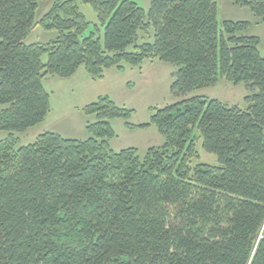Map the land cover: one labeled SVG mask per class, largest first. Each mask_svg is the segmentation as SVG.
I'll return each instance as SVG.
<instances>
[{
  "label": "trees",
  "instance_id": "trees-1",
  "mask_svg": "<svg viewBox=\"0 0 264 264\" xmlns=\"http://www.w3.org/2000/svg\"><path fill=\"white\" fill-rule=\"evenodd\" d=\"M0 0V130L23 132L50 111L48 75L80 66L102 78L122 63L176 67L170 92L146 123L164 138L143 156L110 148V120L133 109L98 96L85 105L89 136L45 131L15 148L0 140V264H264V55L248 20H218L215 0ZM95 10L103 37L86 33L78 2ZM264 22V0H229ZM36 24L57 35L24 42ZM133 47V51H129ZM47 55L44 63L42 57ZM220 78L243 83L246 109L189 92ZM217 165L199 157L194 129Z\"/></svg>",
  "mask_w": 264,
  "mask_h": 264
},
{
  "label": "rangeland",
  "instance_id": "rangeland-1",
  "mask_svg": "<svg viewBox=\"0 0 264 264\" xmlns=\"http://www.w3.org/2000/svg\"><path fill=\"white\" fill-rule=\"evenodd\" d=\"M57 0H42L38 3L36 17L39 20ZM147 12L150 0H134ZM80 11L84 14L89 26L86 33L100 30L98 34L103 37V28L100 26L95 10L88 3L78 2ZM218 20L221 22L229 9L218 2ZM236 15L245 20H252L248 33L256 34L262 40L260 52L264 55V22H258L246 7L237 6ZM242 9V10H241ZM256 21V23H254ZM57 35L55 30H45L41 24H36L24 39V42L46 43ZM133 51V47H129ZM47 61V55L42 57ZM123 70L111 68L105 71L102 78L94 79L80 66L73 78H61L48 75L43 79V85L49 93L50 111L44 122L28 128L23 132L0 130V140L13 135L16 138L15 148L32 143L41 130H54L58 134L68 138H87L85 129L87 115L82 108L93 102L98 96L107 95L117 105L133 109L130 117L125 120L114 118L110 124L115 136L110 139V148L119 151L128 147L138 149L139 155L143 156L150 146L161 145L164 138L157 128L151 124L146 128L131 129L126 126V121L133 124L146 123L152 114V108L163 107L181 100L170 92V86L176 67L170 63L158 59L145 60L140 66H131L122 63ZM250 92L243 83L234 84L220 78L214 85L196 89L189 92L185 97L200 95L206 99H218L228 106L237 105L242 109L248 106L245 97ZM95 121L94 115H89ZM43 133V132H42ZM41 134V133H40ZM195 146L199 157L194 159L193 164L206 163L217 165L218 157L215 153L206 151L202 146V138L197 128L193 131Z\"/></svg>",
  "mask_w": 264,
  "mask_h": 264
},
{
  "label": "crops",
  "instance_id": "crops-1",
  "mask_svg": "<svg viewBox=\"0 0 264 264\" xmlns=\"http://www.w3.org/2000/svg\"><path fill=\"white\" fill-rule=\"evenodd\" d=\"M216 1V3H217V10H218V2L220 3H222V4H224V6H226L228 9H229V11H228V13L227 14H225V16L223 17V19L222 20H226V19H228V20H245V19H242V18H239L237 15H236V12H237V6L236 5H234L233 3H231L229 0H215ZM242 10V9H241ZM254 18V17H253ZM221 20V21H222ZM248 21H250V22H253L252 20H248ZM254 23H256V21L254 22ZM251 34V33H250ZM256 35V34H255ZM111 69V68H110ZM110 69H107V70H110ZM106 70V71H107ZM77 72V71H76ZM76 72L72 75V76H70V77H68V78H73L74 76H75V74H76ZM104 74H105V72H104ZM46 119V118H45ZM87 121H92L91 119H90V116H87V118H86V122ZM44 122V121H43ZM86 126V125H85ZM45 131H52V132H56V131H54V130H48V129H46V130H41V132H39L38 134H40V133H42V132H45ZM57 133V132H56ZM61 135V134H60ZM73 138H76V137H73ZM79 139H84V138H79Z\"/></svg>",
  "mask_w": 264,
  "mask_h": 264
}]
</instances>
